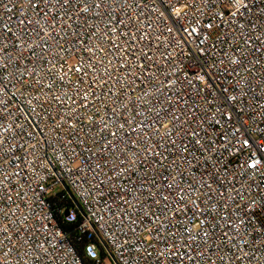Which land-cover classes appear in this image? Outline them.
<instances>
[{"label":"built area","instance_id":"1","mask_svg":"<svg viewBox=\"0 0 264 264\" xmlns=\"http://www.w3.org/2000/svg\"><path fill=\"white\" fill-rule=\"evenodd\" d=\"M108 260L264 264V0H0V264Z\"/></svg>","mask_w":264,"mask_h":264},{"label":"snow or ice","instance_id":"2","mask_svg":"<svg viewBox=\"0 0 264 264\" xmlns=\"http://www.w3.org/2000/svg\"><path fill=\"white\" fill-rule=\"evenodd\" d=\"M69 2H70V0H64V3H65V4H67V3H69ZM97 6H99V5H97ZM253 167H254V165H253ZM249 211H252V212H253V215L256 214V212H255L253 209H249Z\"/></svg>","mask_w":264,"mask_h":264},{"label":"rangeland","instance_id":"3","mask_svg":"<svg viewBox=\"0 0 264 264\" xmlns=\"http://www.w3.org/2000/svg\"><path fill=\"white\" fill-rule=\"evenodd\" d=\"M106 264H111L110 260H108V261L106 262Z\"/></svg>","mask_w":264,"mask_h":264},{"label":"trees","instance_id":"4","mask_svg":"<svg viewBox=\"0 0 264 264\" xmlns=\"http://www.w3.org/2000/svg\"><path fill=\"white\" fill-rule=\"evenodd\" d=\"M103 257H104V255H103Z\"/></svg>","mask_w":264,"mask_h":264},{"label":"water","instance_id":"5","mask_svg":"<svg viewBox=\"0 0 264 264\" xmlns=\"http://www.w3.org/2000/svg\"><path fill=\"white\" fill-rule=\"evenodd\" d=\"M66 215H67V213H66Z\"/></svg>","mask_w":264,"mask_h":264}]
</instances>
